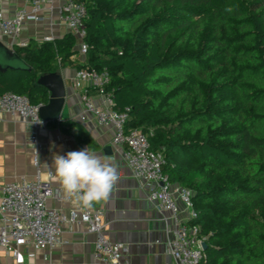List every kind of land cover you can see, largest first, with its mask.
Instances as JSON below:
<instances>
[{"label": "trees", "instance_id": "16d2710c", "mask_svg": "<svg viewBox=\"0 0 264 264\" xmlns=\"http://www.w3.org/2000/svg\"><path fill=\"white\" fill-rule=\"evenodd\" d=\"M79 1L85 61L72 59V33L31 41L17 51L30 69L0 70V95L43 105L41 75L106 70L126 127L146 133L169 181L193 191L202 264H264V0Z\"/></svg>", "mask_w": 264, "mask_h": 264}, {"label": "crops", "instance_id": "0c3cea01", "mask_svg": "<svg viewBox=\"0 0 264 264\" xmlns=\"http://www.w3.org/2000/svg\"><path fill=\"white\" fill-rule=\"evenodd\" d=\"M63 3L64 0H53L52 6L45 4L40 13L44 19L36 21L28 0H0V13L6 18L14 17L21 9L30 13L19 37L13 38L0 33V48L4 46L17 54L23 44L31 41L43 43L47 36L59 40L69 33L74 35L61 18ZM74 37L77 53L72 59L84 62L86 57L79 53L78 40L75 35ZM1 67V71L10 69L7 67L3 70ZM56 72L62 74L67 87L65 103L61 111L62 125L57 118H51L50 122L40 129L38 141L41 149L38 152L37 167L34 164L36 146L30 139L29 126L16 117L5 115L4 119L0 120V185L21 179L47 180V173L50 170L54 172L52 165L54 157L64 156L69 151H80L88 147L98 155L113 157L119 164L121 178L108 199L94 203L91 208L101 213L105 236L111 242H121L126 245L124 257L129 260V264H175L165 247L166 225L173 226L174 222L172 219H168L167 222L170 213L160 210L157 203L149 199L150 193L157 188V185L134 177L123 158L122 149L112 142L114 127L98 124L91 115H88L84 121L79 119L85 108L81 101V90L73 86L76 68L58 66ZM92 100L102 109L108 107L104 99L95 92L92 93ZM50 181L52 186L60 189V197L49 198L47 201L49 207L61 209L66 213L73 208L83 209L74 200L66 199L57 181L52 178ZM61 236L65 242L53 248L41 249L28 246L22 264H107L96 257L95 234L87 233L84 225L64 224ZM0 264L18 263L12 255L7 254L0 247Z\"/></svg>", "mask_w": 264, "mask_h": 264}, {"label": "built area", "instance_id": "2783aa9c", "mask_svg": "<svg viewBox=\"0 0 264 264\" xmlns=\"http://www.w3.org/2000/svg\"><path fill=\"white\" fill-rule=\"evenodd\" d=\"M31 3V13L36 21H42L40 16L45 4L52 6L53 0H28ZM86 6L79 0H64L61 7V18L68 25L78 40V50L86 57L89 45L86 42L87 30L85 17ZM30 13L21 9L14 17L6 18L0 13V33L17 38ZM44 41H53L51 36ZM26 46L27 44H23ZM109 74L106 70L95 68L77 69L73 77V86L81 90V101L84 112L79 119L84 121L88 115L93 116L98 124L114 127L113 144L122 149L123 158L139 180L153 182L157 188L149 199L156 202L159 209L170 213L173 226L166 225V252L173 257L175 264H202L205 259L204 245L206 236L200 233V227L193 224L197 217L194 209L193 191L186 186L172 183L163 172L165 164L161 151L150 148L147 134L141 129H128V108L123 111L115 110L114 100L106 92ZM101 96L108 107L102 109L92 100V93ZM42 104H32L23 95L6 92L0 95V120L5 115H11L27 123L30 139L35 144L34 164L38 167V152L41 145L38 133L50 121L40 115ZM57 121H62L61 117ZM40 177V171H38ZM49 173V172H48ZM36 181L21 179L0 185V247L12 255L16 263L25 261V251L28 246L37 248H53L62 244V226L68 224L84 225L87 233L95 234V255L107 264H129L124 257L127 247L121 242H111L104 234V223L99 211L90 209H71L68 213L61 209L48 206V199L60 197V189L51 185V178ZM69 199V198H66Z\"/></svg>", "mask_w": 264, "mask_h": 264}, {"label": "clouds", "instance_id": "9594fccd", "mask_svg": "<svg viewBox=\"0 0 264 264\" xmlns=\"http://www.w3.org/2000/svg\"><path fill=\"white\" fill-rule=\"evenodd\" d=\"M52 165L54 172L50 170L48 178L61 185L66 198L85 209L107 200L122 175L115 158L98 155L88 147L69 151L64 156L56 155Z\"/></svg>", "mask_w": 264, "mask_h": 264}, {"label": "water", "instance_id": "95a60500", "mask_svg": "<svg viewBox=\"0 0 264 264\" xmlns=\"http://www.w3.org/2000/svg\"><path fill=\"white\" fill-rule=\"evenodd\" d=\"M0 66H2L1 69L3 70L7 67L12 69H30L17 54L13 53L4 46H2V49L0 48ZM38 82L46 87L50 92V101L48 105H42L40 108L41 117L45 120L58 117L62 118L63 116L61 115V111L67 95V87L62 74L59 72L43 74L38 78ZM205 246L206 243L204 245V249Z\"/></svg>", "mask_w": 264, "mask_h": 264}]
</instances>
